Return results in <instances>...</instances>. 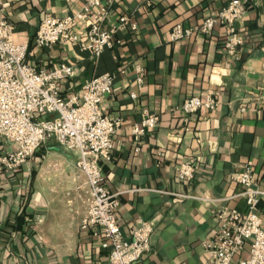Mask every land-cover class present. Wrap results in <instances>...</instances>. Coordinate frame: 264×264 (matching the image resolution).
<instances>
[{
	"label": "crops",
	"instance_id": "obj_1",
	"mask_svg": "<svg viewBox=\"0 0 264 264\" xmlns=\"http://www.w3.org/2000/svg\"><path fill=\"white\" fill-rule=\"evenodd\" d=\"M84 1L11 0L5 13L15 41L31 42L29 62L42 69L62 60L74 66L75 74L60 83L62 96L80 97L96 74L115 73L102 104L123 125L102 169L108 189L122 192L117 216L126 236L137 219L155 221L151 251L140 264H203L205 241L219 234V209L247 212L235 174L252 162L254 180L264 188V0H244V17L234 23L244 43L232 54L223 24L209 35L169 40L176 24L197 26L228 0H105L111 20L125 14L137 24L117 33L113 49L95 58L72 42L35 45L46 14L73 13ZM137 65L145 71L141 85ZM208 93L219 102L214 110L182 111L185 99ZM146 111L158 123L137 140L132 128ZM15 146L0 137V154ZM79 157L49 138L17 169L0 166V264H109L111 246L81 228L89 191ZM184 160L196 172L183 182L177 167Z\"/></svg>",
	"mask_w": 264,
	"mask_h": 264
},
{
	"label": "built area",
	"instance_id": "obj_2",
	"mask_svg": "<svg viewBox=\"0 0 264 264\" xmlns=\"http://www.w3.org/2000/svg\"><path fill=\"white\" fill-rule=\"evenodd\" d=\"M11 0H0V137L16 145L0 154V166L6 170L17 169L27 162L36 150L54 138L68 149L78 151L77 167L86 176L89 191L88 210L81 220V228L92 230L111 246L109 264H140L151 251V235L155 221L137 219L126 236L117 216L119 192H112L105 182L102 162L111 158L113 136L123 125L119 116H108L103 110V98L112 93L115 73L96 74L83 84L80 97L62 96L60 83L75 74L68 61L54 63L49 68H39L28 61L31 42L15 41V27L6 17ZM244 0H228L214 16L207 17L197 26L176 24L169 32L170 41H180L197 33L212 34L218 24L228 26L225 47L236 53L244 43L234 23L244 17ZM112 4L105 0H85L77 11L61 17L46 14L34 36L37 47H53L72 42L99 57L106 49H113L120 31L137 29L130 15L110 18ZM5 13V14H4ZM137 81L141 85L145 71L136 66ZM131 96H137L132 92ZM214 95L191 96L184 100L182 111L195 113L201 108L214 110L218 105ZM56 113L54 117H44ZM143 121L134 125L136 139L149 127L157 126L154 113L146 111ZM233 177L243 185L242 196L247 202V212L222 206L221 220L216 239L205 241L208 254L203 264H264V188L254 180L252 162ZM181 181L192 180L195 165L184 160L178 167ZM189 196V194H187ZM200 198V197H198ZM202 198V197H201ZM200 198V199H201ZM247 249V255L239 256Z\"/></svg>",
	"mask_w": 264,
	"mask_h": 264
}]
</instances>
